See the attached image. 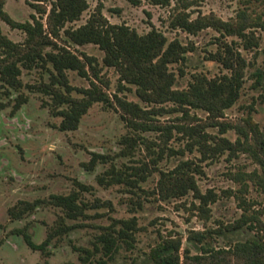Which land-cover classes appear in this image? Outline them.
Instances as JSON below:
<instances>
[{
    "label": "trees",
    "instance_id": "obj_1",
    "mask_svg": "<svg viewBox=\"0 0 264 264\" xmlns=\"http://www.w3.org/2000/svg\"><path fill=\"white\" fill-rule=\"evenodd\" d=\"M7 1L0 0V20L23 31L26 37L20 42L12 40L4 34L0 23V83L6 88L5 94L21 92L27 86L21 78L24 69H40L48 74V80L38 86H28L50 96L53 114L62 118L59 125L61 131L77 130L91 106L102 102L118 110L129 129L120 139L123 147L118 155H133L137 146L147 143L149 154L157 155L151 161L129 165L119 172L114 167L98 178L101 184L141 188V184L154 172H159L154 192L162 200L191 194L199 202L193 204L198 215L208 221L212 216L210 206L219 199V195L213 189L206 193L202 191L198 181V176L204 174L202 165L194 159H186L171 169L160 168L158 163L164 159L165 151L170 150L169 156H172L197 149L202 154V161L227 151L231 156L247 153L258 164L249 173L235 175L236 180L243 181L240 194L234 192L243 209L240 217L220 222L218 227L190 230L186 245L182 235L169 234L146 253L143 264H264L263 211L252 210V205L244 197L249 190L248 180L264 192V130L252 115L240 121L226 118L227 110L240 99L246 82L249 63L242 49L247 51L260 47V37L255 32L264 31V15L252 16L243 10L235 18L225 20L214 12L194 15V0H151L153 4L171 7L168 18L170 29L192 35L212 29L219 34L217 49L210 51L207 58L222 65L223 72L215 76H208L202 71L192 73L188 86L181 88L178 80L179 76L185 75V70L180 67L177 73L174 65L186 64L189 53L195 49L194 45L185 44L178 37L170 39L155 26L141 33L126 23H112L103 12L102 0H99L88 20L79 26H74V23L81 20L89 9L88 0H51L48 5L46 0H31L28 2L36 13L25 21L16 20L8 13ZM87 44L98 46L104 52L102 64L118 72L120 89L116 93L110 95L100 84L102 77L97 58L77 49ZM69 71H76L81 77L89 79L90 86L72 85ZM263 81L264 72H257V84L261 85ZM124 84L136 87L140 102L120 95ZM75 92L80 96H75ZM28 100L26 94L19 93L14 109H19ZM166 104L173 107L167 109L164 107ZM7 106V103L0 102V109ZM192 109L205 112L206 118L192 114ZM165 113H181L178 117L180 122L158 123L157 117ZM210 128H217L218 133H211ZM229 131L236 133L235 140L226 136ZM147 132L160 133L158 151L153 149L157 143L148 141L145 136ZM175 132L178 140L188 139L186 149L176 150L169 146ZM108 158L94 152L89 165L93 167L98 162L106 163ZM79 186L83 190L89 189L83 183ZM43 203L60 207L65 217H61L41 243H36L29 233L20 230L27 244L41 251L46 250L54 238L76 227L75 224H68L66 219L77 220L87 216L86 210L93 206L80 201V191L75 190L69 194H52L49 199L22 201L21 209H12L11 214L19 218ZM138 230L136 217L115 219L96 236L92 249H77L83 252L80 255L82 264L95 260L100 252L107 259L101 258L98 262L109 264L122 243L129 250L134 248ZM239 233L248 234V237L245 240L235 239ZM217 238L222 240V244L215 246L213 240ZM193 250L197 253L193 254Z\"/></svg>",
    "mask_w": 264,
    "mask_h": 264
},
{
    "label": "rangeland",
    "instance_id": "obj_2",
    "mask_svg": "<svg viewBox=\"0 0 264 264\" xmlns=\"http://www.w3.org/2000/svg\"><path fill=\"white\" fill-rule=\"evenodd\" d=\"M28 1L31 0H8L6 10L16 20H29L36 10ZM50 1L46 0L45 4H50ZM136 1L138 2L102 0L103 12L112 23H126L141 33L155 26L164 31L170 39L178 37L185 44L194 45L195 49L189 53L186 64L174 65L177 73L180 72V67L185 70V75L179 76V87L188 86L192 73L202 71L208 76H215L223 72L222 65L207 58L210 51L217 49L219 34L216 31L206 29L192 35L181 30H172L168 27L170 6L153 4L151 0ZM194 1V15L199 12H214L225 20L235 18L238 12L243 10L252 16L264 15V0ZM88 2L89 9L74 26L85 23L100 1ZM0 23L4 34L12 40L20 42L25 39L23 31L12 28L3 20H0ZM255 33L260 37V47L247 51L242 49L249 63L246 82L240 99L227 110L226 118L240 121L252 115L264 130V81L261 85L257 84V72H264V31L256 30ZM77 49L97 58L102 77L100 84L105 91L110 95L119 91L118 72L115 68L102 64L104 52L94 44ZM68 74L72 85L90 86L89 79L81 77L76 71H69ZM21 78L27 86L21 92L13 91L10 95L5 94L6 88L0 83V102L8 104L6 108L0 109V264H82L80 255L83 252L77 250L78 248L92 249L96 236L105 231L115 219L132 217L137 218L139 227L135 246L129 250L127 245L122 243L116 257L109 260V264H143L146 253L163 237L180 234L184 237L186 245L190 230L218 227L220 222L233 221L242 214L243 209L234 192L240 194L243 181L236 180L235 175L249 173L258 167L249 154L238 153L231 156L227 151L202 161V154L197 149L172 156H169L170 150L165 151L164 159L158 163L160 168L171 169L186 159H194L202 165L204 174L198 176L202 191L206 193L213 189L219 195V199L210 206V220L205 221L194 208V202H199L191 194L182 198L162 200L154 192L160 177L159 172H154L141 184V188H130L125 184H101L98 178L114 167L119 172L129 165L151 161L157 155L149 154L148 143L137 146L133 155H118L123 147L120 139L129 129L121 118V113L102 102L91 106L77 130L61 131L59 125L62 118L53 114L50 96L38 88L31 90L28 86H38L42 81H47L48 74L37 68L24 69ZM124 85L120 95L140 102L136 87ZM22 92L29 100L15 110L16 97ZM74 95L80 96L76 92ZM164 107L170 109L173 105L166 104ZM191 113L202 118L207 116L205 112L196 109H192ZM181 115L165 113L157 117V122L164 125L176 124L180 122L178 117ZM209 131L218 133L217 128H210ZM145 136L148 141L157 143L153 149L158 151L160 133L147 132ZM226 136L232 140L237 138L234 131H229ZM177 138L175 132L169 146L176 150L186 149L188 139L180 141ZM94 152L109 156L108 161L98 162L91 167L89 163ZM79 183L87 185L89 189H81ZM248 183L249 190L244 197L252 205V210L263 211L264 218V192L253 182L248 180ZM75 190L80 191V201L93 205L86 210L87 216L77 220L66 219L68 224L76 225L73 230L54 238L44 251L32 249L20 230L29 233L36 243H41L61 217H65L63 210L43 203L19 218L14 217L11 210L19 211L22 201L49 199L52 194H69ZM247 237L248 234L239 233L234 238L245 240ZM213 242L215 246L222 244V240L218 238ZM196 253L197 250H193V254ZM101 258L107 259L100 252L95 260L88 264H100L98 260Z\"/></svg>",
    "mask_w": 264,
    "mask_h": 264
}]
</instances>
